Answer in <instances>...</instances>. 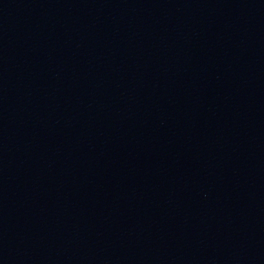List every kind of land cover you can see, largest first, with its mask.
I'll use <instances>...</instances> for the list:
<instances>
[{
	"label": "water",
	"instance_id": "water-1",
	"mask_svg": "<svg viewBox=\"0 0 264 264\" xmlns=\"http://www.w3.org/2000/svg\"><path fill=\"white\" fill-rule=\"evenodd\" d=\"M0 264H264V0H67L0 145Z\"/></svg>",
	"mask_w": 264,
	"mask_h": 264
}]
</instances>
